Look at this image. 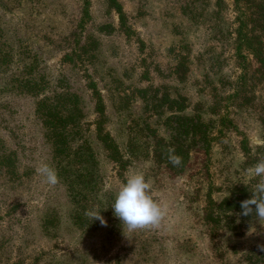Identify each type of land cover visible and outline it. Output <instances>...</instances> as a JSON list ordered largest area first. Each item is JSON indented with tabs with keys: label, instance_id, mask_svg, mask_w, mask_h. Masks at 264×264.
Returning <instances> with one entry per match:
<instances>
[{
	"label": "rangeland",
	"instance_id": "obj_1",
	"mask_svg": "<svg viewBox=\"0 0 264 264\" xmlns=\"http://www.w3.org/2000/svg\"><path fill=\"white\" fill-rule=\"evenodd\" d=\"M240 8L237 0H0V264H264V220L230 213L233 231L226 215L219 227L206 219L209 203L237 186L252 197L260 178L247 169L264 159V64L254 57L264 51V8L247 23L261 42L254 52L238 48ZM41 80L35 94L18 93ZM68 91L83 115L55 159L38 106ZM176 115L199 119L212 139L206 151L199 128H189L184 168L156 157L182 134ZM100 119L123 166L98 138ZM42 163L56 168L58 185L37 174ZM137 171L168 205L159 229L123 231L111 208ZM91 209L107 226L85 216Z\"/></svg>",
	"mask_w": 264,
	"mask_h": 264
},
{
	"label": "trees",
	"instance_id": "obj_2",
	"mask_svg": "<svg viewBox=\"0 0 264 264\" xmlns=\"http://www.w3.org/2000/svg\"><path fill=\"white\" fill-rule=\"evenodd\" d=\"M237 2L240 5V9L242 11V15L245 19V22L241 23V26L239 27L238 31V42L239 46L238 48L241 50L243 47H246L248 50H252L254 52V45L256 43L261 44V42L257 41L254 43V40L259 39L257 36H252L249 32H247V23L251 20H254V15L256 13L253 12V9L255 10H261L264 8V6L257 2V0H237ZM263 6V7H262ZM123 10H119V15L121 20H123ZM255 58H257V61L261 64H264V51L261 50L259 53H255L254 55ZM44 82L41 81H33L32 83H28L27 81L25 83H21L17 91H19V94L22 95H32L35 94L42 86ZM57 93V92H56ZM55 93V94H56ZM59 100V108H55L51 104H48V102H54ZM60 103H63L64 105L62 106ZM99 112L103 113V109L99 108ZM38 114L41 115V119L43 120V123L46 125L47 130L49 133L47 134V138L52 141L54 148H55V154L56 157L55 159H60L65 153H68L69 149V144L73 141L70 140L68 137V132L67 131H76L77 128L79 127L80 120L82 119L83 112L80 108L79 104V99L76 94L71 93V92H61L53 97H45L38 106ZM171 123L172 122H178V127L181 128L182 134H179V137H175L174 135L171 138V141L168 143L166 142L164 145V148L161 150H157L156 152V157H161L164 158L166 161H168L167 158V153L166 149L169 147H174L176 150V154L180 155L183 157V164L180 166L181 168H184L186 166V161L190 157V153L188 150H185V148H189L187 145V138L189 137V128L194 127V130L196 128H199L195 133L197 135L199 134L200 141L205 145L207 148L205 150L207 151L210 148L209 144L212 139L210 137V133L208 131V127L204 125L199 119H190L188 117L181 118L178 115L171 117ZM193 120H197L196 123H193ZM97 134L99 140L105 145L106 149L109 150L112 153L113 159L117 162L120 163L121 166L124 163L123 156L121 152L119 151V148L113 138L105 132L104 126H103V121L100 119L97 123ZM206 129V131H205ZM204 130V131H203ZM79 134V132L77 133ZM182 136V138L180 137ZM75 136V134H73ZM180 141V147H176V144L179 143ZM204 146V147H205ZM87 147V146H86ZM84 148V147H83ZM89 150V149H88ZM90 151V150H89ZM85 155H86V160L85 163H89L91 161V155L88 153L87 150H85ZM80 154V153H79ZM69 155V154H68ZM77 156V155H76ZM72 157V156H68ZM3 161L4 162H9L11 160L10 156L3 155ZM80 157H76V163H83V160H79ZM80 161V162H78ZM169 162V161H168ZM170 163V162H169ZM171 164V163H170ZM59 165L61 166V162H59ZM73 165V164H71ZM172 165V164H171ZM71 167V166H69ZM172 167H174L172 165ZM89 168H85L84 170L87 171ZM82 170V169H81ZM90 170L85 174V177H89ZM77 180H73V182H76ZM88 183V182H87ZM74 186V185H72ZM249 187L247 186H237L233 190V195L231 198H227L222 200L221 203L216 204V202L211 201L209 203V210L206 215V219L214 224L215 226L219 227L222 223V215H226V217H229L230 213H241L242 208H241V202L250 199V193H249ZM217 210V211H216ZM217 212V213H216ZM231 220V230H236L237 227L235 226L234 223V217H229ZM77 219H80V215L77 216ZM81 221V220H79Z\"/></svg>",
	"mask_w": 264,
	"mask_h": 264
},
{
	"label": "clouds",
	"instance_id": "obj_3",
	"mask_svg": "<svg viewBox=\"0 0 264 264\" xmlns=\"http://www.w3.org/2000/svg\"><path fill=\"white\" fill-rule=\"evenodd\" d=\"M168 161L174 167L183 164V157L176 154L174 147L166 149ZM38 175L50 186L60 183V177L55 167L42 163L36 168ZM253 178H260L255 184L252 197L241 202L240 215H255L258 220H264V159L259 160L253 167L247 169ZM114 215L122 221L123 231L128 232L146 229H159L169 214L166 203L158 199L153 191V182L145 173L137 171L130 175L116 193L115 203L111 207ZM91 221L98 220L102 226H107V221L98 209L85 212ZM264 251V248L261 249Z\"/></svg>",
	"mask_w": 264,
	"mask_h": 264
}]
</instances>
